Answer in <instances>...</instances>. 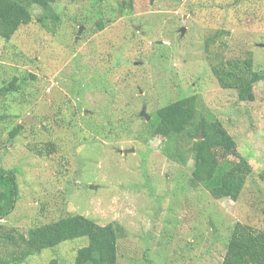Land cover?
I'll list each match as a JSON object with an SVG mask.
<instances>
[{
	"label": "rangeland",
	"instance_id": "1",
	"mask_svg": "<svg viewBox=\"0 0 264 264\" xmlns=\"http://www.w3.org/2000/svg\"><path fill=\"white\" fill-rule=\"evenodd\" d=\"M53 9L58 26L36 21L0 37V88L18 80L0 93V168L19 191L3 232L78 214L122 226L118 264H221L237 222L264 231V0H57ZM242 59L253 60V102L212 73ZM195 96L199 114L236 140L213 152L218 160L252 166L237 201L191 184L192 162L168 159L166 138L149 134L158 109ZM87 246L80 238L21 264H76ZM11 252L0 242L2 257Z\"/></svg>",
	"mask_w": 264,
	"mask_h": 264
},
{
	"label": "trees",
	"instance_id": "2",
	"mask_svg": "<svg viewBox=\"0 0 264 264\" xmlns=\"http://www.w3.org/2000/svg\"><path fill=\"white\" fill-rule=\"evenodd\" d=\"M57 0H0V37L9 41L21 26L34 22L46 25L49 21L58 26L60 16L53 5ZM42 14L34 15L33 8ZM102 28V22L98 23ZM47 27V25H46ZM254 64L252 59L228 61L212 68V73L223 89L237 91L238 102H253ZM17 78L0 88L9 94L18 90ZM149 134L166 138L164 155L182 166L192 162L191 184L202 185L216 200L237 201L252 175L248 159L241 157L237 163L220 162L214 151L223 149L230 153L236 140L215 117L199 114L197 97H188L158 109L149 122ZM22 131L18 127L12 138ZM201 133V139H198ZM264 180V173L260 175ZM18 184L13 171L0 168V242L9 243L14 252L2 257L0 264H21L32 255L63 243L88 238V246L77 252L76 264H118V245L122 226H100L81 216L69 215L55 222L32 228L27 234L3 232L1 221L14 210L18 199ZM54 264H57L54 262ZM221 264H264V231L235 224L227 243L226 255Z\"/></svg>",
	"mask_w": 264,
	"mask_h": 264
},
{
	"label": "water",
	"instance_id": "3",
	"mask_svg": "<svg viewBox=\"0 0 264 264\" xmlns=\"http://www.w3.org/2000/svg\"><path fill=\"white\" fill-rule=\"evenodd\" d=\"M184 32H185V29L183 28L182 29V34H184ZM141 115H143L145 117L146 121H149V117L145 114L144 110L142 111ZM27 120H29V119H27ZM198 139H201V133H200V136H199Z\"/></svg>",
	"mask_w": 264,
	"mask_h": 264
}]
</instances>
